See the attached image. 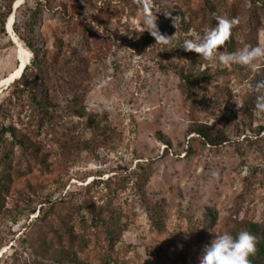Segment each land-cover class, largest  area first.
<instances>
[{
	"label": "rangeland",
	"instance_id": "374dc122",
	"mask_svg": "<svg viewBox=\"0 0 264 264\" xmlns=\"http://www.w3.org/2000/svg\"><path fill=\"white\" fill-rule=\"evenodd\" d=\"M15 1L0 0V79L19 65V44L31 64L26 40L48 69L32 88L25 78L0 86V130L24 142L0 140V264H200L217 233L264 221V58L225 67L186 51L185 39L216 26L205 0H24L19 42L2 29ZM210 1L237 21L221 51L264 44V0ZM127 28L145 29L153 47L132 49ZM198 123L228 141L207 144L190 133Z\"/></svg>",
	"mask_w": 264,
	"mask_h": 264
},
{
	"label": "clouds",
	"instance_id": "9594fccd",
	"mask_svg": "<svg viewBox=\"0 0 264 264\" xmlns=\"http://www.w3.org/2000/svg\"><path fill=\"white\" fill-rule=\"evenodd\" d=\"M144 8L147 13V3L144 4ZM156 20L146 15L145 29L151 32L157 43L169 45L171 37L160 33ZM216 21V26L206 29L202 38L185 39L183 48L186 51H195L204 60H216L225 67L238 64L255 69L256 62L264 58V44L255 47L245 46L234 52L221 51L220 47L229 40L232 28L237 21L223 16H216ZM256 108L264 111V95L257 97ZM185 232L191 231L185 230ZM256 251L257 237L251 232L241 230L233 234L231 231H224L217 233L211 243L206 246L200 264H251L250 257Z\"/></svg>",
	"mask_w": 264,
	"mask_h": 264
},
{
	"label": "trees",
	"instance_id": "16d2710c",
	"mask_svg": "<svg viewBox=\"0 0 264 264\" xmlns=\"http://www.w3.org/2000/svg\"><path fill=\"white\" fill-rule=\"evenodd\" d=\"M42 1V0H41ZM12 7L10 5L7 14L5 15V18L3 20L2 29L5 31V23L7 21L8 15L12 14ZM202 9L206 10L208 13V16L210 17L212 23L216 24V16L218 15L217 10V4L214 2H211L210 0H205V4L202 7ZM36 10H33L30 12V15L28 16V19L26 20V27L30 28L32 30L34 26V22L36 21ZM186 13L182 10H179L174 14V18L177 21V23L180 26H183L185 30L189 29L191 26L190 24L187 25V22L185 20ZM16 25V19L13 25V28L17 29V27H14ZM126 35L134 34L135 37L129 38V46L136 50L139 53L144 52L147 48H151L154 45V39L151 35H148L145 30H137V29H130L127 28V30L124 31ZM27 46L33 53L32 62L30 65H27L25 69L23 70V74L21 75L20 79H24L23 85L26 87H31L30 84H33L34 82L39 81L40 79L46 81V73H47V67H45L43 59L44 54L41 53V48L35 44L32 40H26ZM181 74L182 79L185 81L186 85L188 87L192 85H200V81L197 76L188 73V72H179ZM62 78V77H61ZM51 81V78L49 79ZM49 81V82H50ZM262 83L260 78L258 76H255V86L259 87V84ZM32 88V87H31ZM47 90H49L48 87H46ZM33 91V89H31ZM50 91V90H49ZM255 93V92H254ZM49 94V92H48ZM34 99L37 101L38 104H42L43 102L41 100H38L36 97ZM46 103V102H45ZM83 116V115H80ZM7 133H10L11 136L14 139H17L21 144H24L23 140L19 138L18 134L15 131V128L12 126H3L2 130H0V140L3 139V136ZM190 133H196L198 134L203 140L210 145L218 146L226 141H228V137L226 135V132L222 129V127L213 126L207 123H198L193 128H191ZM161 139L166 142L167 145L170 144V140H167L161 136ZM207 219H209L210 226H213L216 224V215L213 213V211L208 208L206 211ZM242 229L237 228L232 230L233 234L238 233ZM247 231L251 232L257 237V251L254 255L250 257L251 264H264V221L262 223L253 222L251 221L248 226L246 227Z\"/></svg>",
	"mask_w": 264,
	"mask_h": 264
},
{
	"label": "bare ground",
	"instance_id": "6f19581e",
	"mask_svg": "<svg viewBox=\"0 0 264 264\" xmlns=\"http://www.w3.org/2000/svg\"><path fill=\"white\" fill-rule=\"evenodd\" d=\"M23 1L24 0H16L15 4L19 6L20 3H22ZM8 20H9L8 21V32L11 34V36L16 42H19L18 39L16 38L14 28H13V25L15 22V16L13 13L9 15ZM19 45H20V51H19L20 63L14 71L10 72L7 76H4L3 78L0 79V86L10 85L16 79L20 78L23 66L24 65L27 66V62L29 61V57L31 53L27 49H25L21 44Z\"/></svg>",
	"mask_w": 264,
	"mask_h": 264
},
{
	"label": "water",
	"instance_id": "95a60500",
	"mask_svg": "<svg viewBox=\"0 0 264 264\" xmlns=\"http://www.w3.org/2000/svg\"><path fill=\"white\" fill-rule=\"evenodd\" d=\"M21 4V3H20ZM18 6L14 3V8H13V14H14V16H15V9L17 8ZM8 19H7V21H6V23H5V27H6V29H7V31H8ZM25 67H26V65H24L23 66V68H22V71H21V75H22V73H23V70L25 69Z\"/></svg>",
	"mask_w": 264,
	"mask_h": 264
}]
</instances>
